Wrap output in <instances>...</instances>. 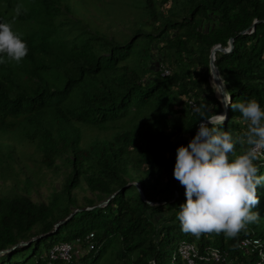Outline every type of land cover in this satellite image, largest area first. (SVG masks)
Returning <instances> with one entry per match:
<instances>
[{
  "label": "trees",
  "instance_id": "1",
  "mask_svg": "<svg viewBox=\"0 0 264 264\" xmlns=\"http://www.w3.org/2000/svg\"><path fill=\"white\" fill-rule=\"evenodd\" d=\"M72 2L0 0V23L10 24L28 47L18 63L0 53V171L1 179L14 180L0 194V251L50 233L82 210L54 235L1 256L0 264H84L110 238L119 243L115 264H187L175 253L181 241L200 252L219 249L243 264L242 239L264 244V185L257 186L259 202L252 208L257 222L234 238L215 232L197 238L177 220L186 196L173 170L176 149L188 145L201 119L189 103L222 113L209 83L213 46L226 48L234 40L231 53H215L225 90L233 103L255 99L264 110V22L240 35L255 20L264 21V0H142L139 20L121 42L71 16ZM152 56L160 63L157 71ZM164 69L169 75L162 76ZM246 129L229 105L222 130L237 139ZM12 131L40 154L39 170L61 178L47 201L32 200L39 177L24 171L26 154L2 140ZM246 147L237 143L234 151L239 155ZM254 163L257 175H264V154ZM130 183L157 205L143 202L135 186L125 188ZM79 191L91 197L79 202ZM117 191L106 206L84 210ZM62 242L74 246L73 258L50 261L48 251Z\"/></svg>",
  "mask_w": 264,
  "mask_h": 264
},
{
  "label": "clouds",
  "instance_id": "2",
  "mask_svg": "<svg viewBox=\"0 0 264 264\" xmlns=\"http://www.w3.org/2000/svg\"><path fill=\"white\" fill-rule=\"evenodd\" d=\"M20 10L17 5V16ZM0 53L17 63L28 54L26 43L8 23H0ZM218 79L219 85L212 83L213 92L222 96L221 103L241 114L247 129L243 137L234 139L222 130L225 115L214 114L207 103L194 106L201 123L188 145L176 149L173 176L184 187L186 196L177 220L183 232L197 238L213 232L234 238L247 225L257 222L259 216L252 208L259 202L257 186L264 185V175H257L254 163L264 154V110L255 99L233 103L223 76ZM237 143L247 146L239 155L234 151Z\"/></svg>",
  "mask_w": 264,
  "mask_h": 264
},
{
  "label": "rangeland",
  "instance_id": "3",
  "mask_svg": "<svg viewBox=\"0 0 264 264\" xmlns=\"http://www.w3.org/2000/svg\"><path fill=\"white\" fill-rule=\"evenodd\" d=\"M86 9L89 11V15L86 13V9L82 8L81 0H73L72 5L74 9L71 10V16L82 20L85 24L92 25L94 30H97L100 34L113 36L117 41H123L126 36L131 35V25L134 21L139 20V14L141 9L139 8L142 0H83ZM127 4L125 6L124 4ZM123 5V7H122ZM137 6V7H136ZM75 10V11H74ZM79 14H77V13ZM154 51L156 46L153 47ZM152 67L155 70L161 68L157 57L152 56ZM10 134V136H9ZM2 140L5 143L13 144L16 152L19 151L26 154L24 171L31 170V174L37 173L39 177V184L35 187V191L32 193L31 198L35 202L47 201L50 193L54 189H59L60 177L53 174L51 171L42 168H37L40 162V154L36 153L34 148L24 142V137L20 132L7 133ZM20 167V166H19ZM14 172H18V165L12 166ZM0 171V194L7 193V190L13 185V178L9 177L1 179ZM24 175L19 176L22 181ZM22 183V182H21ZM139 185V184H138ZM91 197L87 193L79 191L77 197L79 202L82 201V197ZM102 203V202H101ZM100 204V203H99ZM157 205V204H152ZM119 249V243L115 238L106 240L97 248V255L91 256L84 264H115V254Z\"/></svg>",
  "mask_w": 264,
  "mask_h": 264
},
{
  "label": "built area",
  "instance_id": "4",
  "mask_svg": "<svg viewBox=\"0 0 264 264\" xmlns=\"http://www.w3.org/2000/svg\"><path fill=\"white\" fill-rule=\"evenodd\" d=\"M167 75H169V71L164 69L162 71V76ZM189 105L192 110L194 109V106H196L194 102H190ZM91 237L92 234L89 235V239H91ZM88 248L92 249L93 245H90ZM238 252L246 257L243 260V264H264V244L260 239H242L238 245ZM75 253V248L72 244L62 242L56 244L48 251V258L50 261L62 260L69 262ZM175 253L187 264H242L237 258H228L227 255L219 249L206 248L203 252H200L195 245L186 241L179 242ZM195 260L200 263H197Z\"/></svg>",
  "mask_w": 264,
  "mask_h": 264
},
{
  "label": "water",
  "instance_id": "5",
  "mask_svg": "<svg viewBox=\"0 0 264 264\" xmlns=\"http://www.w3.org/2000/svg\"><path fill=\"white\" fill-rule=\"evenodd\" d=\"M260 22H264V21H257V20H255V21L252 23V25H251L250 27H248L246 30L240 32V35L251 34V33L254 31L255 26H256L258 23H260ZM233 41H234V40H233L232 38H230V39L228 40V44H227V47H226V48H223V47H221L220 45H216V46H213V47L211 48V50H210L209 59H208V67H209V73H210L209 83H210L211 87H212V83H213V82H215L217 85H219V83H220V81H219V79H218V77H219L220 75H219V72H218L217 67H216L215 64H214V61H215V53H216V52H220V53H223V54L231 53L232 50H233V47H234V46H233ZM214 95H215V97L218 99V101L220 102V100L222 99V96L218 97V95H217L215 92H214ZM220 105H221V108H222V113H221V114H223V115L226 116V119H225V121L223 122V124H224V123L227 121V119H228L229 105H225V104H223V103H221V102H220ZM200 123H201V121L198 122V124L196 125V128H195V134H196V132L198 131V128H199V124H200ZM131 185H133V186L136 187V189H137V191H138V193H139L140 199H141L143 202H147L146 199H145V196H144L143 189H142L141 186L138 185L137 183H130V184L126 185L125 188H128V187H130ZM117 193H118V191H117L116 193H114L113 195H111L108 199H106V200L103 201L102 203H100V204H98V205H96V206H94V207L86 208V209H84V210H86V211H90V210H92V209H94V208H100V207H104V206H106V205L109 203V201H110L112 198H114V197L116 196ZM176 196H177V195H176ZM176 196H175V198H176ZM147 203H149V202H147ZM150 204L152 205V203H150ZM81 211H82L81 209H76V210H74V211H73L70 215H68L65 219H63V220L57 222V223L54 225L53 230H52L50 233H48V234L40 235V236H38V237L32 238V239H30V240L27 241V242H20V243L14 245V246H13L12 248H10V249L4 250V251H0V257H1V256H4V255H6V254H8V253H10V252H12V251L15 250L16 248H19V247H26V246L30 245L32 242H35V241H37V240H39V239L46 238V237H48V236H50V235H54L62 225L66 224L68 221H70V220L72 219V217H73L75 214H77V213H79V212H81Z\"/></svg>",
  "mask_w": 264,
  "mask_h": 264
}]
</instances>
